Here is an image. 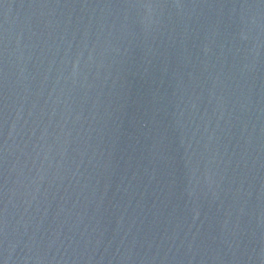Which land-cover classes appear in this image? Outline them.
Here are the masks:
<instances>
[{"label":"water","instance_id":"95a60500","mask_svg":"<svg viewBox=\"0 0 264 264\" xmlns=\"http://www.w3.org/2000/svg\"><path fill=\"white\" fill-rule=\"evenodd\" d=\"M0 264H264V0H0Z\"/></svg>","mask_w":264,"mask_h":264}]
</instances>
